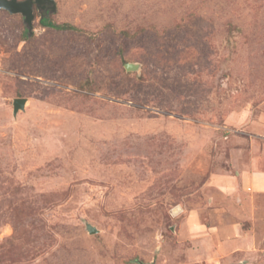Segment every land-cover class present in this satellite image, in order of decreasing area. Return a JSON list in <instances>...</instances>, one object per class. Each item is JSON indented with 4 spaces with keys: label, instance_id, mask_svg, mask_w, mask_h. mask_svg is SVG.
<instances>
[{
    "label": "rangeland",
    "instance_id": "1",
    "mask_svg": "<svg viewBox=\"0 0 264 264\" xmlns=\"http://www.w3.org/2000/svg\"><path fill=\"white\" fill-rule=\"evenodd\" d=\"M48 8H0V264H264V0Z\"/></svg>",
    "mask_w": 264,
    "mask_h": 264
},
{
    "label": "water",
    "instance_id": "2",
    "mask_svg": "<svg viewBox=\"0 0 264 264\" xmlns=\"http://www.w3.org/2000/svg\"><path fill=\"white\" fill-rule=\"evenodd\" d=\"M41 5L48 4L51 8H54V0H0V8L5 9L10 13H20L24 17V22L30 29L32 27V20L34 18L32 8L33 4ZM132 64H126V68H130ZM26 98L16 97L13 100V113L16 114L19 109H24ZM87 230L90 233L96 232V228L90 224H87Z\"/></svg>",
    "mask_w": 264,
    "mask_h": 264
},
{
    "label": "crops",
    "instance_id": "3",
    "mask_svg": "<svg viewBox=\"0 0 264 264\" xmlns=\"http://www.w3.org/2000/svg\"><path fill=\"white\" fill-rule=\"evenodd\" d=\"M259 173L261 174L262 172H258V173H254V175H248L247 177V182L251 183L254 187H259L261 185H263V178L262 176L259 175ZM264 174V173H262ZM230 232L231 234L235 233V231H237V237L236 239L232 240V241H227L228 239H221L220 240V249L221 251H228L231 248H235L238 246H244V245H251V240L250 237L248 236H244V235H239L238 234V230L236 228H230L227 230V232ZM225 232V230H222V232H220V236L218 235L217 238L219 239V237L221 238V236H223V233H227ZM223 249V250H222Z\"/></svg>",
    "mask_w": 264,
    "mask_h": 264
},
{
    "label": "trees",
    "instance_id": "4",
    "mask_svg": "<svg viewBox=\"0 0 264 264\" xmlns=\"http://www.w3.org/2000/svg\"><path fill=\"white\" fill-rule=\"evenodd\" d=\"M44 14V13H43ZM40 22L42 23V25H44V26H49V27H59V28H71V26H66V25H57V24H54L53 22H51V21H49V20H47L45 17H41V20H40Z\"/></svg>",
    "mask_w": 264,
    "mask_h": 264
},
{
    "label": "flooded vegetation",
    "instance_id": "5",
    "mask_svg": "<svg viewBox=\"0 0 264 264\" xmlns=\"http://www.w3.org/2000/svg\"><path fill=\"white\" fill-rule=\"evenodd\" d=\"M48 7H49L48 4L42 5V10H41L42 13L45 12V11H47L49 9Z\"/></svg>",
    "mask_w": 264,
    "mask_h": 264
}]
</instances>
